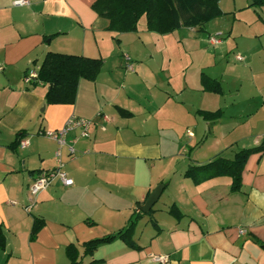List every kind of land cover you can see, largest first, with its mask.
<instances>
[{
  "label": "crops",
  "instance_id": "1",
  "mask_svg": "<svg viewBox=\"0 0 264 264\" xmlns=\"http://www.w3.org/2000/svg\"><path fill=\"white\" fill-rule=\"evenodd\" d=\"M15 1L0 0V226L6 237L0 264H71L70 245L77 247L78 264H155L158 255L169 256L167 264H264V151L249 157L239 192L229 177L196 184L184 176L190 166L264 146V66L261 81L256 72L253 85L237 80L228 102L224 75L208 76L221 84L222 95L202 90L203 73L192 89L185 65L175 77L173 56L163 51L174 34L148 32L144 17L137 32L116 33L93 11L97 0ZM247 11L255 20L246 24L261 32L251 40L260 41L264 7ZM48 53L103 59L104 66L95 81H80L74 104L48 105V86L24 81ZM259 53L264 57V48ZM218 110L222 117L214 122L197 114ZM72 116L94 123L90 138L68 135L72 158L62 149V169L74 184L57 179L31 197L36 176L60 165L58 144L39 132L59 130ZM21 134L27 147L11 148ZM160 185L154 212L134 233L140 250L115 238L84 254L83 244L125 229ZM172 206L182 218L169 214ZM36 218L44 223L31 241Z\"/></svg>",
  "mask_w": 264,
  "mask_h": 264
},
{
  "label": "trees",
  "instance_id": "2",
  "mask_svg": "<svg viewBox=\"0 0 264 264\" xmlns=\"http://www.w3.org/2000/svg\"><path fill=\"white\" fill-rule=\"evenodd\" d=\"M221 0H97L93 5V11L102 19L109 21L107 28L110 32L135 33L138 24L144 17L146 20V30L160 35L171 34L181 28H199L204 30V26L211 20L223 17L225 13L220 7ZM253 7H264V0H250ZM59 34L50 37L53 38ZM104 66L103 59H88L77 55H64L48 53L43 60L38 77L33 85L42 83L48 86L46 93V104H74L76 101L78 87L81 80L95 81ZM200 83L202 90L218 95L223 94L221 84L201 74ZM122 111V110H121ZM123 113V111H122ZM197 114L204 121L214 122L222 117V111L215 112L198 111ZM23 134L19 135L11 148L16 149ZM264 146L251 149H244L236 152L232 160H227L222 156L204 164L190 166L184 176L192 179L196 184L215 177H229L232 179L231 190L239 192L242 188V171L252 154L261 153ZM154 211L144 214L141 211L135 212L125 229L116 236H107L99 240H94L83 244L85 255H92L98 245L107 243L115 238H119L129 248L140 250L134 241V233L139 222L146 215H151ZM169 214L175 219H180L183 214L176 206H172ZM43 221L34 220L30 240L34 241ZM88 224H91L88 222ZM154 226L157 225L154 223ZM6 248V237L0 226V250ZM67 255L71 264H78V250L75 245L67 248Z\"/></svg>",
  "mask_w": 264,
  "mask_h": 264
},
{
  "label": "rangeland",
  "instance_id": "3",
  "mask_svg": "<svg viewBox=\"0 0 264 264\" xmlns=\"http://www.w3.org/2000/svg\"><path fill=\"white\" fill-rule=\"evenodd\" d=\"M250 2V0L247 2L244 0L220 1V7L225 15L209 21L204 26L206 31L211 32L212 37L221 39V44L215 47L210 45L207 32L202 33V31H195L193 28H181L171 33L174 34L172 38L175 42L164 45L163 51L173 56L174 62L170 67H172L175 77L178 75L175 72L179 73V67L185 65L184 68L189 73V85L193 87L192 89H197L200 87L199 76L201 73L215 78L224 75V77L226 76L225 87L228 92V102L234 101V84L237 80L253 85L252 75L254 72L259 73L264 66V57L259 55L260 49L264 48V37L257 42L251 40V36L260 35L261 32H258V28L250 29L251 27L246 24L255 20L253 11L247 10L258 9L249 6ZM140 26H145L144 19L141 20ZM237 45H239L238 49ZM238 53L246 57L244 62L240 63L235 60ZM256 81H261L259 74L256 75ZM198 101L199 95L195 93L191 102L198 103Z\"/></svg>",
  "mask_w": 264,
  "mask_h": 264
},
{
  "label": "built area",
  "instance_id": "4",
  "mask_svg": "<svg viewBox=\"0 0 264 264\" xmlns=\"http://www.w3.org/2000/svg\"><path fill=\"white\" fill-rule=\"evenodd\" d=\"M27 4H28L27 0H17L14 2L15 6H23ZM210 44L212 46H217L221 44V39L211 37ZM236 60L242 62L244 58L241 55H237ZM125 61L129 62L130 58L126 56ZM127 68L128 70L132 71L133 65L128 63ZM37 77H38V69L30 70L25 76L24 81L26 84H31L34 80L37 79ZM93 127H94V123L92 120H89L87 118L72 116L67 121L66 125L59 130L49 131V132H45L41 130L39 132L40 135L51 138L55 140L56 143L58 144V149L55 153V157L59 160L60 165L58 168L54 170L41 172L36 176L32 185L29 188V193L31 197H36L37 195H39L42 191L47 189L57 179H59L61 183L66 187L72 186L74 184V180L70 178L62 169L64 165L61 162L62 149L66 147L68 149L69 157L72 158L75 155L76 151L73 144L67 141L68 135L74 131H78L79 137L90 138ZM27 145H28L27 139L22 138L19 142V147L21 149H24L27 147ZM152 261L155 264H167L170 262V257L167 255L165 256L158 255V256H154L152 258Z\"/></svg>",
  "mask_w": 264,
  "mask_h": 264
},
{
  "label": "water",
  "instance_id": "5",
  "mask_svg": "<svg viewBox=\"0 0 264 264\" xmlns=\"http://www.w3.org/2000/svg\"><path fill=\"white\" fill-rule=\"evenodd\" d=\"M249 6H253V3L250 2L249 3ZM163 190H164V186H162V185L157 186L151 192V194L148 196V198H147L146 202L144 203V205H139L138 206L139 211H141L144 214H148L151 211V209L154 207V205L160 199Z\"/></svg>",
  "mask_w": 264,
  "mask_h": 264
}]
</instances>
